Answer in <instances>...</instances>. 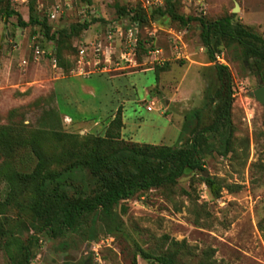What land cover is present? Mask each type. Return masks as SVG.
Wrapping results in <instances>:
<instances>
[{
  "label": "rangeland",
  "instance_id": "rangeland-1",
  "mask_svg": "<svg viewBox=\"0 0 264 264\" xmlns=\"http://www.w3.org/2000/svg\"><path fill=\"white\" fill-rule=\"evenodd\" d=\"M10 1L23 21L31 14L49 28L44 36L36 24L21 27L15 17H0V129L22 130L25 137L45 128L46 113L53 110L56 131L104 137L116 113L111 109L120 102L122 127L113 129L119 141L181 147L191 137L184 133L180 140L186 121L190 129H202L215 119L220 103L214 64L226 67L232 91V150L226 156L205 135L201 171L184 174L173 187L137 192L115 208L126 235H104L96 224L92 238L86 217L78 229L56 238L36 233L28 264H130L131 240L153 250L164 238L185 240L193 253L207 251L217 264H264V109L249 97L264 85V64L244 59L240 46L226 42L214 48L211 61L200 24L232 16L264 42V0H159L162 13L150 0ZM166 1L192 20L183 25L170 19ZM117 7L144 17L131 20L133 10L120 15ZM129 29L137 39L133 46L125 39ZM79 80L92 88V98L80 95L74 82ZM75 98L88 104L82 113L72 104ZM42 145L52 150L50 141ZM4 163L24 173L36 160L16 143L11 155L0 153V166ZM206 177L221 185L218 198L210 195ZM0 264H10L1 249ZM137 264L150 263L137 258Z\"/></svg>",
  "mask_w": 264,
  "mask_h": 264
},
{
  "label": "trees",
  "instance_id": "trees-1",
  "mask_svg": "<svg viewBox=\"0 0 264 264\" xmlns=\"http://www.w3.org/2000/svg\"><path fill=\"white\" fill-rule=\"evenodd\" d=\"M165 13L173 21L186 25L192 20L171 10V1L165 2ZM159 7H155L156 9ZM120 15L132 14L117 7ZM133 10V11H132ZM131 20L144 16L136 11ZM158 13H162L160 8ZM0 17L16 18V25L25 27L30 23L39 26L47 36L48 25L31 14L27 22L12 7L10 0H0ZM201 40L208 58L214 62V48L220 42L229 46L237 44L244 59H257L258 67L264 64V42L256 34L243 27L233 17L200 22ZM63 68V64L59 63ZM219 88L215 97L219 100L215 119L207 127L190 129L186 121L181 129L191 137L181 147L136 145L119 141L122 127V109L116 110L104 137L79 138L56 131L59 117L53 110L46 113L45 128H38L24 137L23 131L13 134L10 128L0 129V153L11 155L19 143L28 147L36 163L29 172H18L9 163L0 166V249L10 264H28L33 257L36 233L50 232L56 238L65 231L76 230L79 223L90 217L88 234L95 238L94 225L99 224L104 235L123 234V223L115 210L120 202L137 192L150 188L173 187L184 174L202 170L200 145L205 135L212 136L215 152L226 156L232 150L233 129L230 121L232 104L231 77L226 67L214 64ZM197 116V112L193 114ZM47 127V128H46ZM264 136V126H263ZM50 141L52 150L43 146ZM264 170V168H263ZM210 195L218 198L221 185L211 178H204ZM2 185V189H1ZM27 218V221L26 219ZM25 234V240L22 235ZM133 254L130 264L137 258L150 264H217L207 251L193 253L185 240L163 239L162 245L153 250L143 249L131 240Z\"/></svg>",
  "mask_w": 264,
  "mask_h": 264
},
{
  "label": "crops",
  "instance_id": "crops-1",
  "mask_svg": "<svg viewBox=\"0 0 264 264\" xmlns=\"http://www.w3.org/2000/svg\"><path fill=\"white\" fill-rule=\"evenodd\" d=\"M83 78H87V77H83ZM114 78V77H113ZM112 78V79H113ZM117 79V78H116ZM115 80V79H114ZM75 82V85H78V86H80V95L82 94V95H86L87 94V96L89 97V98H92V96H94V94H93V90H92V88L90 87V88H88L87 87V84L85 83L86 81H84V80H79V81H74ZM86 89H88V91L87 92H89V93H87L86 91H84V90H86ZM86 92V93H85ZM69 102L71 103V101L69 100ZM75 104V105H78L77 107H76V109H78L77 111L79 112V113H82V111L83 110H86V108L88 107V104H84L83 102H82V100L81 101H79V100H77L76 98L74 99V100H72V104ZM119 103L120 102H118V104H117V106H114L111 110L112 111H116L118 108H119ZM81 111V112H80ZM79 117H81V116H79ZM123 123V122H122Z\"/></svg>",
  "mask_w": 264,
  "mask_h": 264
},
{
  "label": "built area",
  "instance_id": "built-area-1",
  "mask_svg": "<svg viewBox=\"0 0 264 264\" xmlns=\"http://www.w3.org/2000/svg\"><path fill=\"white\" fill-rule=\"evenodd\" d=\"M150 3V4H148ZM159 3V0H150V1H147V4L149 6H154V8L157 6V4ZM54 12H52V14L50 15L51 18H54ZM125 39H126V42H131V46L135 45V42L137 41L136 39V35L135 33L132 32V29H129L128 33H125ZM151 54H154V53H158V51H150ZM146 109L148 111H150V107H146Z\"/></svg>",
  "mask_w": 264,
  "mask_h": 264
},
{
  "label": "water",
  "instance_id": "water-1",
  "mask_svg": "<svg viewBox=\"0 0 264 264\" xmlns=\"http://www.w3.org/2000/svg\"><path fill=\"white\" fill-rule=\"evenodd\" d=\"M236 12H237V8L234 7V9L232 10V13H236ZM249 97L255 99L258 103H260V105H262L264 109V85L250 92Z\"/></svg>",
  "mask_w": 264,
  "mask_h": 264
}]
</instances>
